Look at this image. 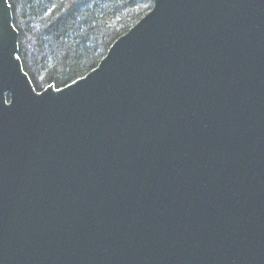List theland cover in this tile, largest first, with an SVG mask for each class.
<instances>
[{
    "label": "water",
    "instance_id": "95a60500",
    "mask_svg": "<svg viewBox=\"0 0 264 264\" xmlns=\"http://www.w3.org/2000/svg\"><path fill=\"white\" fill-rule=\"evenodd\" d=\"M0 0V264H264V0H153L37 91Z\"/></svg>",
    "mask_w": 264,
    "mask_h": 264
},
{
    "label": "trees",
    "instance_id": "16d2710c",
    "mask_svg": "<svg viewBox=\"0 0 264 264\" xmlns=\"http://www.w3.org/2000/svg\"><path fill=\"white\" fill-rule=\"evenodd\" d=\"M18 55L37 91L60 88L96 67L153 0H8Z\"/></svg>",
    "mask_w": 264,
    "mask_h": 264
}]
</instances>
